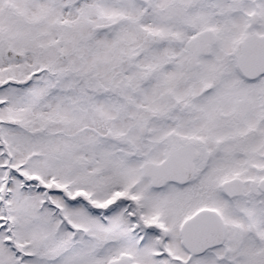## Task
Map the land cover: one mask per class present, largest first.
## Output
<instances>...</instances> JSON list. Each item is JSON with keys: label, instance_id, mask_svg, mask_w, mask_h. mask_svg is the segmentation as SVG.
I'll return each instance as SVG.
<instances>
[{"label": "snow or ice", "instance_id": "1", "mask_svg": "<svg viewBox=\"0 0 264 264\" xmlns=\"http://www.w3.org/2000/svg\"><path fill=\"white\" fill-rule=\"evenodd\" d=\"M0 264H264V0H0Z\"/></svg>", "mask_w": 264, "mask_h": 264}]
</instances>
